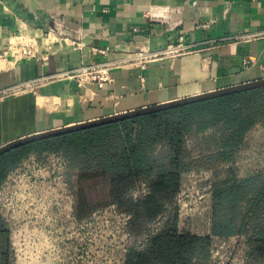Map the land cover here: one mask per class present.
I'll return each instance as SVG.
<instances>
[{"label":"crops","instance_id":"0c3cea01","mask_svg":"<svg viewBox=\"0 0 264 264\" xmlns=\"http://www.w3.org/2000/svg\"><path fill=\"white\" fill-rule=\"evenodd\" d=\"M259 33L264 34V0H0V91L36 77L115 61L141 45L159 50L178 36L191 48L143 68H113L102 86L61 78L33 91L0 96V146L264 79V35L252 37ZM239 34L251 37L232 39ZM14 41L32 42L36 57L17 55ZM203 227L195 233H208V223Z\"/></svg>","mask_w":264,"mask_h":264},{"label":"trees","instance_id":"16d2710c","mask_svg":"<svg viewBox=\"0 0 264 264\" xmlns=\"http://www.w3.org/2000/svg\"><path fill=\"white\" fill-rule=\"evenodd\" d=\"M260 125L264 85L19 145L0 154V187L27 157L59 153L77 221L109 205L128 216L132 242L121 264H210L212 238L234 235L245 238L246 264H264V167L243 176L232 170ZM202 169L213 178L199 204L209 231L198 234L179 226L177 197L183 176ZM141 184L146 190L133 195ZM9 232L0 212V264H9Z\"/></svg>","mask_w":264,"mask_h":264},{"label":"rangeland","instance_id":"374dc122","mask_svg":"<svg viewBox=\"0 0 264 264\" xmlns=\"http://www.w3.org/2000/svg\"><path fill=\"white\" fill-rule=\"evenodd\" d=\"M261 127L249 132L237 155L232 170L238 176L264 167ZM212 176L205 169L183 176L177 197L181 228L191 232L204 228L199 204L210 191ZM143 190L146 187L141 184L133 195ZM74 199L75 187L62 154L24 159L8 175L0 192V212L10 230L9 264H121L126 247L132 242L125 232V213L109 205L77 221L72 214ZM243 239L237 236L221 244L210 264H243Z\"/></svg>","mask_w":264,"mask_h":264},{"label":"built area","instance_id":"2783aa9c","mask_svg":"<svg viewBox=\"0 0 264 264\" xmlns=\"http://www.w3.org/2000/svg\"><path fill=\"white\" fill-rule=\"evenodd\" d=\"M48 30L51 31L52 29L49 27ZM260 35H264V34L263 33L255 34V35H252V37L260 36ZM244 37H251V36L249 35L245 36V35L239 34V35L233 36L232 39L240 40V39H243ZM33 46H34L33 43L30 41L24 42L23 44H21V42L19 41H14L11 44V47L13 49L18 50L17 55L21 57H36L37 54ZM189 51H191L190 46L183 43L182 36H178V39L176 42L168 43L162 49L152 51L147 46L141 45V46L136 47L135 50L133 51L126 52L120 59L115 60V61L97 62V63L90 64L88 66H81L74 70L65 71V72L58 73L55 75H50V76H40V77L33 78L31 80H28L26 82L8 86L0 91V96H12V95L21 93L25 90L33 91L35 90V88L41 85H44L50 81L61 79V78L74 79L79 86H83L88 83H97L98 86H102L105 82L110 81L111 79L110 71L113 68L131 65V64H139L141 68H143L145 64L150 61L163 58V57H175L177 55H180V54H183ZM39 58H41L43 61L46 60L45 56H40ZM2 185L0 187V192H1ZM144 191L145 190H143V192ZM126 218H128V216H126ZM156 222L157 224H155V226L152 227V230L156 229L158 225L160 224L159 221H156ZM237 236L238 237L240 236L242 239L244 238L243 235H234L228 238L213 237L211 241V246H210V260L211 258L215 256L218 247L223 246L221 244H224L230 238H233V237L235 238ZM243 241L244 243H243L242 250L245 251V238L243 239ZM242 263L246 264L245 258L242 260Z\"/></svg>","mask_w":264,"mask_h":264},{"label":"water","instance_id":"95a60500","mask_svg":"<svg viewBox=\"0 0 264 264\" xmlns=\"http://www.w3.org/2000/svg\"><path fill=\"white\" fill-rule=\"evenodd\" d=\"M262 85H264V79L256 80V81H252V82H248V83H244V84H240V85H236V86H232V87H228V88L218 89V90H214L211 92L197 94L194 96H189V97H185V98L171 100L168 102L154 104L151 106H145L143 108H139V109H135V110H129L126 112L113 114V115L97 118L94 120L83 121V122H79L76 124H71V125H67V126H62V127L38 132L35 134H31L28 136H24V137L9 141V142L1 145L0 146V154L3 152H6L7 150H10L14 147H17L19 145L29 143V142H32L35 140L43 139L46 137L60 135V134L67 133L70 131L79 130V129H83V128H87V127H92V126H96V125H100V124H104V123H108V122H112V121H118V120H122L125 118L134 117L137 115L157 111V110L164 109V108L194 102L197 100H202V99H207V98L216 97V96H220V95L230 94V93H234V92H238V91H242V90H247V89H251V88L262 86Z\"/></svg>","mask_w":264,"mask_h":264}]
</instances>
